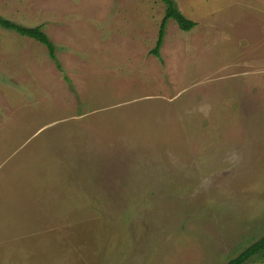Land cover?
Here are the masks:
<instances>
[{
	"label": "rangeland",
	"instance_id": "374dc122",
	"mask_svg": "<svg viewBox=\"0 0 264 264\" xmlns=\"http://www.w3.org/2000/svg\"><path fill=\"white\" fill-rule=\"evenodd\" d=\"M0 0V264H225L264 236V0ZM243 264H264L254 256Z\"/></svg>",
	"mask_w": 264,
	"mask_h": 264
},
{
	"label": "trees",
	"instance_id": "16d2710c",
	"mask_svg": "<svg viewBox=\"0 0 264 264\" xmlns=\"http://www.w3.org/2000/svg\"><path fill=\"white\" fill-rule=\"evenodd\" d=\"M161 2L164 4V14L160 22L155 45L150 50V53H152L156 57H160L159 48L164 38L165 25L168 19H173L178 28L184 31L191 30L197 24L196 21L185 17L177 8L173 0H161ZM0 26L5 29L13 30L20 35L27 36L43 44L46 47L50 59L54 62L55 66L60 69L61 66L55 54L54 44L40 26H23L9 19H6L1 15ZM254 256H264V236H261L260 238L252 242L235 257L229 259L225 264H243Z\"/></svg>",
	"mask_w": 264,
	"mask_h": 264
}]
</instances>
